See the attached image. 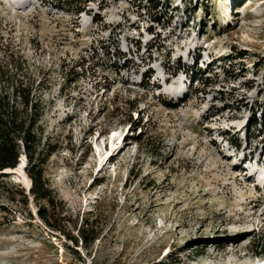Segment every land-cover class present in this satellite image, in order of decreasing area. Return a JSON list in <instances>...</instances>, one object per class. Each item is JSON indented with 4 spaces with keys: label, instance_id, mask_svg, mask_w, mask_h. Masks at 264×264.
Masks as SVG:
<instances>
[{
    "label": "rangeland",
    "instance_id": "1",
    "mask_svg": "<svg viewBox=\"0 0 264 264\" xmlns=\"http://www.w3.org/2000/svg\"><path fill=\"white\" fill-rule=\"evenodd\" d=\"M0 66L57 202L0 174V264H264V0H0Z\"/></svg>",
    "mask_w": 264,
    "mask_h": 264
},
{
    "label": "trees",
    "instance_id": "2",
    "mask_svg": "<svg viewBox=\"0 0 264 264\" xmlns=\"http://www.w3.org/2000/svg\"><path fill=\"white\" fill-rule=\"evenodd\" d=\"M37 90L34 82H25L23 76L16 78L0 66V174H5L3 172L8 168H15L24 154L27 160L25 171L32 181L30 192L44 202L39 206L38 214L47 225L55 227L50 214L57 206L56 197L44 177V166L53 150L43 144L41 120L44 106ZM19 191L24 195L22 190ZM25 198L24 195V203L27 202ZM77 233L78 237L66 234L75 246L79 240L84 245L94 242L98 235L95 219L85 218ZM75 253L80 260L79 252Z\"/></svg>",
    "mask_w": 264,
    "mask_h": 264
},
{
    "label": "bare ground",
    "instance_id": "3",
    "mask_svg": "<svg viewBox=\"0 0 264 264\" xmlns=\"http://www.w3.org/2000/svg\"><path fill=\"white\" fill-rule=\"evenodd\" d=\"M176 8H178V7H176ZM216 58H218V57H216ZM155 84H157V82H155ZM175 84V83H174ZM183 85V84H182ZM174 87V89H175V92H180V90L182 89L181 87V85H180V87H179V84L178 85H176V87L175 86H173ZM179 94V93H178ZM183 99V97L181 98L180 97V99L179 100H182ZM246 135V134H245ZM128 145H125V147L124 148H126ZM22 155H24V154H22ZM109 154H107V156H108ZM26 157H24V156H22L21 157V160L19 161V163H18V165L15 167V168H8V169H6V170H4V171H6V172H20V171H22L23 170V168L26 166ZM250 159H245V158H243V159H241V164L243 165V166H245L244 168L245 169H252V170H254L252 167H250V166H248L249 164H250ZM243 163H247V164H243ZM252 164V163H251ZM252 172V171H251ZM256 173V172H255ZM259 173H261V172H259ZM253 178H256L254 175L252 176ZM251 177V179H253ZM256 180L257 181H261V179L259 178V177H257L256 178ZM256 180H254V181H256Z\"/></svg>",
    "mask_w": 264,
    "mask_h": 264
},
{
    "label": "water",
    "instance_id": "4",
    "mask_svg": "<svg viewBox=\"0 0 264 264\" xmlns=\"http://www.w3.org/2000/svg\"><path fill=\"white\" fill-rule=\"evenodd\" d=\"M22 156H24V157H25V155H21V156H20V158H19V161L21 160V157H22ZM3 173H5V174H6V173H9V172H6V171H4Z\"/></svg>",
    "mask_w": 264,
    "mask_h": 264
}]
</instances>
